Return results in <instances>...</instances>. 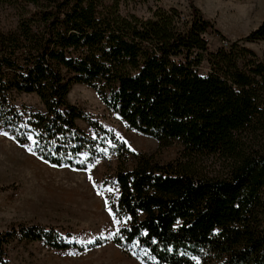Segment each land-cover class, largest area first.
<instances>
[{
    "label": "trees",
    "instance_id": "trees-1",
    "mask_svg": "<svg viewBox=\"0 0 264 264\" xmlns=\"http://www.w3.org/2000/svg\"><path fill=\"white\" fill-rule=\"evenodd\" d=\"M148 1L0 0L17 18L0 26V132L56 167L116 156L103 182L114 188L109 206L121 222L111 241L144 263L264 264V60L245 45L264 39V21L211 51L205 35L221 32L193 0L188 15L177 6L149 17L122 12ZM75 84L93 88L130 128L180 142L183 158L133 152L69 101ZM21 93L37 94L45 111L17 105ZM204 154L227 161L226 172L196 169ZM23 240L70 246L53 226L13 225L0 231V264H13L9 247Z\"/></svg>",
    "mask_w": 264,
    "mask_h": 264
},
{
    "label": "rangeland",
    "instance_id": "rangeland-1",
    "mask_svg": "<svg viewBox=\"0 0 264 264\" xmlns=\"http://www.w3.org/2000/svg\"><path fill=\"white\" fill-rule=\"evenodd\" d=\"M202 14L215 23L221 32H209L211 51L245 37L264 21V0H193ZM187 0H149L122 7L123 14L135 13L149 17L158 6H177L185 15L190 13ZM16 11L0 4V26L12 27ZM223 36V37H222ZM245 45L264 60V39L247 41ZM209 70L205 60L202 71ZM71 103L97 117L112 129L136 153L154 155L162 162L183 158L180 142L161 144L157 139L129 127L117 113L103 103L96 91L84 84H75L68 95ZM17 105L45 111L35 93L15 95ZM78 124L87 132L90 126L83 120ZM134 158L128 164L134 165ZM196 169L210 176L226 172L227 161L219 156L204 154L194 158ZM118 166L117 157L109 155L86 169L56 167L39 159L29 146L16 143L6 132H0V231L17 224L53 226L70 246L53 248L44 241H14L9 247L13 264H146L123 251L111 239L121 222L115 218L108 201L113 187L103 184ZM99 237L110 241L93 247Z\"/></svg>",
    "mask_w": 264,
    "mask_h": 264
}]
</instances>
